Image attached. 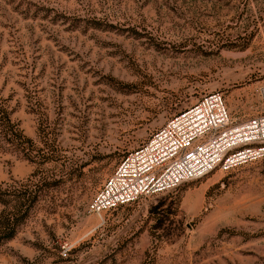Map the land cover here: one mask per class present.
I'll return each instance as SVG.
<instances>
[{
    "label": "rangeland",
    "instance_id": "374dc122",
    "mask_svg": "<svg viewBox=\"0 0 264 264\" xmlns=\"http://www.w3.org/2000/svg\"><path fill=\"white\" fill-rule=\"evenodd\" d=\"M263 85L264 0H0V184L54 174L0 264H264V156L87 210L170 115L217 90L239 120ZM19 131L63 155L35 165Z\"/></svg>",
    "mask_w": 264,
    "mask_h": 264
},
{
    "label": "built area",
    "instance_id": "2783aa9c",
    "mask_svg": "<svg viewBox=\"0 0 264 264\" xmlns=\"http://www.w3.org/2000/svg\"><path fill=\"white\" fill-rule=\"evenodd\" d=\"M261 110L234 120L217 90L200 94L127 150L97 187L87 210H105L155 194L211 170L227 171L264 156Z\"/></svg>",
    "mask_w": 264,
    "mask_h": 264
},
{
    "label": "trees",
    "instance_id": "16d2710c",
    "mask_svg": "<svg viewBox=\"0 0 264 264\" xmlns=\"http://www.w3.org/2000/svg\"><path fill=\"white\" fill-rule=\"evenodd\" d=\"M43 121L46 122V119ZM45 132L37 140L24 136L20 131L15 133V143L19 146L21 156L35 165L57 160L63 155L54 138ZM51 172L50 166L34 168L29 176L15 185L0 184V241L14 235L18 225L27 217L33 202L47 191L50 178L54 175Z\"/></svg>",
    "mask_w": 264,
    "mask_h": 264
}]
</instances>
